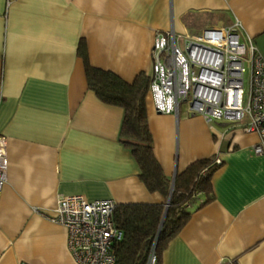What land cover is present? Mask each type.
Returning <instances> with one entry per match:
<instances>
[{
	"label": "crops",
	"instance_id": "0c3cea01",
	"mask_svg": "<svg viewBox=\"0 0 264 264\" xmlns=\"http://www.w3.org/2000/svg\"><path fill=\"white\" fill-rule=\"evenodd\" d=\"M237 20L264 56V0H0V140L7 180L0 191V264H76L53 213L62 195L162 203L138 177L118 139L123 111L86 85L77 53L126 81L150 74L154 33L179 34ZM152 150L171 179L192 161L221 160L212 199L190 216L158 264H264V152L246 120L206 121L180 103L157 112L145 99Z\"/></svg>",
	"mask_w": 264,
	"mask_h": 264
},
{
	"label": "built area",
	"instance_id": "2783aa9c",
	"mask_svg": "<svg viewBox=\"0 0 264 264\" xmlns=\"http://www.w3.org/2000/svg\"><path fill=\"white\" fill-rule=\"evenodd\" d=\"M240 23L206 26L191 34L173 27L154 33L148 91L153 108L177 114L180 103L206 121L246 120L244 131L260 141L255 153L264 152V56L249 38H240ZM248 87H244L245 72ZM220 163L219 158H215ZM7 180V158L0 140V191ZM112 198L89 199L80 193L62 195L53 213L45 217L65 229L66 248L76 264H115L113 245L122 230L113 221ZM24 264V263H21ZM156 264L154 246L146 263Z\"/></svg>",
	"mask_w": 264,
	"mask_h": 264
},
{
	"label": "trees",
	"instance_id": "16d2710c",
	"mask_svg": "<svg viewBox=\"0 0 264 264\" xmlns=\"http://www.w3.org/2000/svg\"><path fill=\"white\" fill-rule=\"evenodd\" d=\"M77 53L83 60L88 89L102 102L123 111L118 139L133 156L139 179L149 191H158L165 198L162 203H116L113 221L122 230V238L113 245L115 264H145L152 245L158 264L168 241L187 222L189 207L199 201L200 195L204 199L199 205L212 199L211 175L217 166L216 157L196 159L171 179L152 150L145 104L149 75L140 72L129 82L111 70L91 65L81 39Z\"/></svg>",
	"mask_w": 264,
	"mask_h": 264
},
{
	"label": "rangeland",
	"instance_id": "374dc122",
	"mask_svg": "<svg viewBox=\"0 0 264 264\" xmlns=\"http://www.w3.org/2000/svg\"><path fill=\"white\" fill-rule=\"evenodd\" d=\"M244 87H245V89H247V87H248V73H247V71L245 72V77H244ZM211 121L212 122H218V121H226V120L219 118V119H212Z\"/></svg>",
	"mask_w": 264,
	"mask_h": 264
}]
</instances>
